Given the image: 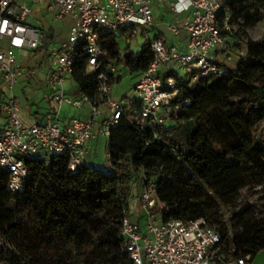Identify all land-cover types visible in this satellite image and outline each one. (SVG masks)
Segmentation results:
<instances>
[{"label": "trees", "instance_id": "trees-1", "mask_svg": "<svg viewBox=\"0 0 264 264\" xmlns=\"http://www.w3.org/2000/svg\"><path fill=\"white\" fill-rule=\"evenodd\" d=\"M243 1L223 2L232 11L230 25L239 22L242 29L261 18ZM254 3L264 7V0ZM100 37L108 56L96 74L86 72L82 46L74 51L70 73L79 94L95 104L97 75L108 64L140 75L152 59L149 38L135 53L129 46L120 50L119 35L103 32ZM219 64L225 75L201 79L192 89L181 85L188 105L157 129L156 137L134 124L140 105L128 104L107 138V173L96 168L71 172L66 155L26 156L24 187L11 192L0 167V239L13 249L0 252V259L10 264H130L121 224L130 218L138 178L153 183L163 221L204 219L218 233L221 260L214 264L246 256L250 262L264 250V205L240 202L244 190L260 187L264 192V38L247 39L245 52L231 66ZM238 89L243 94L234 99ZM219 90V101L212 102L209 95ZM222 209H229L226 220Z\"/></svg>", "mask_w": 264, "mask_h": 264}, {"label": "built area", "instance_id": "built-area-1", "mask_svg": "<svg viewBox=\"0 0 264 264\" xmlns=\"http://www.w3.org/2000/svg\"><path fill=\"white\" fill-rule=\"evenodd\" d=\"M45 1L55 21L70 17L74 23L67 41L47 55L52 113L44 124L27 125L18 116L21 103L13 94V87L25 73L16 52L35 51L42 46L43 33L28 25L27 20L32 6ZM155 5H164L175 17H185L179 24H167L174 38L180 31L185 32L184 48L162 37L150 40L152 59L148 67L129 94L117 101L110 99V80L116 79L123 67L111 64L105 67V73L97 75V104L84 94L67 96L64 82L71 73L75 49L83 47L86 72L96 74L101 61L108 56L101 47L100 34L114 33L125 44L132 45L138 33L155 26L152 11ZM231 16V9L219 0H0V90L4 87L8 91V97L0 99V113L5 118L0 126V167L8 174V190L23 189L28 177L23 161L26 156L66 155L69 171L83 168L92 171L95 166L88 159L95 139L94 128L108 138L128 104L140 105L134 124L152 130L156 137L157 129L172 122L188 105L181 85L192 89L201 79L226 74L217 54L219 49H226L224 32L231 31ZM85 105L90 106L86 120L60 116L62 106L81 110ZM100 105L107 113L99 109ZM99 170L107 173L110 168L106 165ZM140 183L141 223L125 217L121 224L130 264H214L221 260L217 255L220 237L204 219L163 221L156 212L153 183L145 179ZM12 250L0 239V252ZM248 259L246 256L222 263L246 264ZM0 264L10 263L0 259Z\"/></svg>", "mask_w": 264, "mask_h": 264}, {"label": "crops", "instance_id": "crops-1", "mask_svg": "<svg viewBox=\"0 0 264 264\" xmlns=\"http://www.w3.org/2000/svg\"><path fill=\"white\" fill-rule=\"evenodd\" d=\"M48 4V1H45L44 3L41 4H35L32 6V13L30 17L27 20V24L36 28L40 33H43L45 36V29L47 28L48 31L50 32L53 29L54 23L62 22V25H55L54 28H56L58 31H65L69 32L71 26L74 23L73 19L70 17H67L69 19H66V22H63V20L60 21H55L53 19V15L47 11L46 6ZM156 9H164L165 15H169L171 18L170 22H165L161 23L157 18L154 16V11H153V19L155 26L151 28L150 30L153 33V38L155 36L157 37H162L164 40L167 42H175L179 46L180 49L184 48V39H185V32L182 30L180 31V34L177 38H174L171 33L168 32L167 30V24L174 25V24H179L183 21L185 17H175L167 7L164 5H155ZM160 11V10H159ZM68 28H65V27ZM171 36L169 38L168 36ZM149 33L147 32V37L148 39ZM40 50H35V51H28V50H23V51H18L16 52V56L18 59V62L21 64V66L25 69L24 75L21 77L19 82L15 84L13 87V94L20 100L21 103V108L18 113V116L20 120L27 125L30 124H44L47 119L50 117V114L52 113L53 105L51 103L50 99V87L47 82V72H48V63H46V66L41 68L40 64L45 62V59L47 58V55L44 57L40 58V55L37 56V60L35 64L32 66H29L27 61L30 60L31 57L36 56V52ZM31 52H34V55L30 57ZM217 59H219V56L217 54ZM235 62V61H234ZM123 70L120 71V73ZM119 73V75H120ZM38 75H41V78H38ZM70 76V75H69ZM36 77V79H35ZM139 75H136V78L132 82V86L134 83L137 81ZM120 79V78H119ZM21 82H24L25 84V89L28 91L29 94H32L33 96L36 95L38 102L43 100L44 96L39 95L40 93V84L43 82L45 86L47 87L49 91V96L44 97L47 98L48 102V109L47 110H40L38 104H35V101L32 100L30 101L28 98L27 99H22L15 93V90L18 92L20 87L22 86ZM66 82V78H65ZM64 82V90L65 94L70 97H75L79 94L77 87L75 84L73 86H66ZM131 86V87H132ZM8 97V91L6 88L2 87L0 90V99L5 100ZM99 109L105 113H107V109L104 106H99ZM90 114V106L85 105L81 110H76L73 109L69 106H62L61 111H60V116L63 119H70L72 117H78L83 120H86L89 117ZM5 123V118L4 115L0 113V126H3ZM94 134H95V139L91 142V151L89 154V162L91 165L95 166L92 162V157H93V150H94V144L97 141L99 136H102L98 132V128H94ZM103 137V136H102ZM140 192H141V183L140 181H136L133 185L132 192H131V197H130V212L128 213V216L133 222L136 223H141V203H140ZM246 264H264V250H261L250 262L247 260Z\"/></svg>", "mask_w": 264, "mask_h": 264}, {"label": "rangeland", "instance_id": "rangeland-1", "mask_svg": "<svg viewBox=\"0 0 264 264\" xmlns=\"http://www.w3.org/2000/svg\"><path fill=\"white\" fill-rule=\"evenodd\" d=\"M220 2H225L226 0H219ZM243 5L248 6L250 9V12L253 13L254 11H260L261 18L256 20L255 25L252 27H247L242 29L241 25L242 23H234L230 26L231 34L232 36H226L225 39L228 41V45L224 44L226 49H219L218 61L227 64L231 66L234 61L236 60L237 56L240 54H243L245 52V43L247 39H252L254 41H259L262 38H264V7L258 6V3H254V0H244ZM152 10L154 11V16L159 20L161 23L170 22L171 18L169 15H165L164 9H156L155 6H152ZM160 10V11H159ZM65 18L63 22H66ZM73 24V23H72ZM55 25H62V22L54 23L53 29L49 32L48 29H45V40L42 43V49L38 52H36L35 57H31L34 55V52H31L30 54V60L27 61L29 66H32L35 64L37 60V56L40 55L41 57H44L45 55H48L52 49H59L60 46L67 41V37L69 32L65 31H58L55 27ZM65 27V26H64ZM68 28V27H65ZM69 31V30H68ZM149 33V39L153 40V33L150 29L147 30ZM171 38V36H168ZM146 41V38L142 33H138L136 36V40L132 45L125 44L121 38L118 39V44L120 47V50H124L126 46H129L131 51L138 53L141 50L142 45ZM46 63H48V57L45 59V62L41 63L40 66L43 68L46 66ZM38 78H41V75H38ZM136 78V74H131L126 70H123L120 73V79L115 81L111 85V93H110V99L117 101L120 98H122L125 95H128L131 91V84ZM36 79V77H35ZM37 80V79H36ZM22 86L18 90V92L15 90V93L22 99H29L30 101L34 100L35 104H38L40 110H47L48 109V102L47 98L49 96V91L45 84L42 82L40 86V97H43V100L38 102L37 96L29 94L28 91L25 89L24 82H21ZM66 86H73L74 83L70 76L66 77ZM222 91H215L212 94L209 95V98L212 102H218L220 99ZM234 99H238L243 92L241 90H234ZM93 157L92 162L95 165L96 169L103 168L107 165V138L99 136L97 141L94 144V150H93ZM137 181L139 180L136 179ZM241 203L242 202H248L252 205H255L257 208L262 207L264 205V192L260 190V187H254L250 188L248 190H244L241 192ZM157 211V209H156ZM130 212V208H129ZM222 218L224 220L228 219L230 216L229 209H222Z\"/></svg>", "mask_w": 264, "mask_h": 264}]
</instances>
